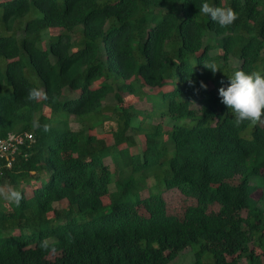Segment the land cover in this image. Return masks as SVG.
Masks as SVG:
<instances>
[{"label": "trees", "instance_id": "obj_1", "mask_svg": "<svg viewBox=\"0 0 264 264\" xmlns=\"http://www.w3.org/2000/svg\"><path fill=\"white\" fill-rule=\"evenodd\" d=\"M207 2L239 18L221 27L202 0H0V136L35 137L0 170L23 195L0 197V264H171L187 248L192 264H264V117L236 127L219 97L238 70L264 76V0ZM172 189L195 202L169 213Z\"/></svg>", "mask_w": 264, "mask_h": 264}, {"label": "clouds", "instance_id": "obj_2", "mask_svg": "<svg viewBox=\"0 0 264 264\" xmlns=\"http://www.w3.org/2000/svg\"><path fill=\"white\" fill-rule=\"evenodd\" d=\"M199 13L209 17L211 21L218 23L221 27L230 26L239 18V14L233 8L214 6L209 4L207 0H202ZM203 66L213 74L220 71L215 61H204ZM229 81L230 83L226 88L223 86L219 88V97L221 103L234 111V126L239 127L246 121L260 122L261 118L264 117V76L257 71L238 70L232 78H229ZM201 87L206 88L207 86L201 82ZM41 98L47 99V94L41 89L33 87L28 90L26 97L28 101H36ZM33 127L40 128L41 125L35 121ZM42 127L47 132L50 131L51 126L45 124ZM0 197L15 203L16 206H19L23 199L22 193L11 186H8L7 189L0 187ZM41 248H49L47 241L41 243Z\"/></svg>", "mask_w": 264, "mask_h": 264}, {"label": "rangeland", "instance_id": "obj_3", "mask_svg": "<svg viewBox=\"0 0 264 264\" xmlns=\"http://www.w3.org/2000/svg\"><path fill=\"white\" fill-rule=\"evenodd\" d=\"M58 34V30L57 29H47V30H44L42 32V37L44 40H49L50 37H54ZM50 35V37H49ZM139 105H142V103H138ZM46 111L48 112V110L46 109ZM157 121V120H155ZM73 126L74 129H77L80 125L79 123L77 122H72L71 124ZM104 129V127H99V132H102V130ZM140 140V139H138ZM140 146H141V143L139 142V146L138 147H134L133 150L136 152V151H140ZM107 161H110L109 159H107ZM152 181L150 180V183ZM111 190L115 189V184L112 183L111 184ZM149 194V191L148 189H146L144 192H143V195H148ZM164 197L166 199V202H167V208H168V211L169 213L171 214H176V213H182L184 207L186 205H189V204H193L195 202V200L193 198H189L188 196H186L185 194L181 193L180 190L178 189H172V190H169V191H165L164 192ZM108 197L104 198V201H108ZM212 209L211 211L214 212L217 208H218V205H213L211 206ZM146 208H147V205H142L140 208H136V210H131L133 216H136V217H140L141 215H147V211H146ZM195 248V247H193ZM257 252L258 253H261V250L260 249H257ZM194 261V256H193V250L191 248H187L185 250V252L183 254H181L180 256H178L175 260H173L171 262V264H192Z\"/></svg>", "mask_w": 264, "mask_h": 264}, {"label": "built area", "instance_id": "obj_4", "mask_svg": "<svg viewBox=\"0 0 264 264\" xmlns=\"http://www.w3.org/2000/svg\"><path fill=\"white\" fill-rule=\"evenodd\" d=\"M35 142V137L30 132H9L5 137H0V170L3 166L12 167L16 161V154L20 146Z\"/></svg>", "mask_w": 264, "mask_h": 264}]
</instances>
